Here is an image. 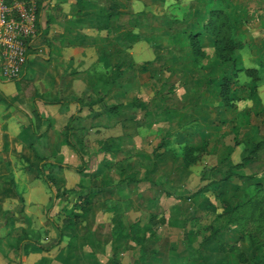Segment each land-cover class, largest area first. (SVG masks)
<instances>
[{
	"label": "rangeland",
	"instance_id": "374dc122",
	"mask_svg": "<svg viewBox=\"0 0 264 264\" xmlns=\"http://www.w3.org/2000/svg\"><path fill=\"white\" fill-rule=\"evenodd\" d=\"M131 3L132 16L137 15L136 10H141V15L138 20L131 18L130 24L133 27L143 23L138 26L143 34L130 41L146 39L147 44L127 60L131 64L129 78L134 86L141 85V90L134 89L128 94L139 101L130 107H120V115L121 121L128 120L126 128L134 132L132 139L140 144L135 146L139 161L131 163L142 166L136 171L130 162H121L118 168L127 162L130 165L119 170L122 174L118 178L135 180L130 182L131 193L144 192V187L152 193L154 187L161 194L180 195L177 202L182 209L186 206V216H180L179 220L175 215L165 217L167 225L163 228L165 232L180 230L178 239L194 260H202L204 264L214 261L254 264L256 256L249 249L248 240L238 242L245 259L241 262L236 252H223L219 248L221 242L229 248L237 240L233 229L225 228L213 237V229L206 227L218 224L221 200L226 198L236 204L247 198L250 189L264 192V0H132ZM214 9L222 10L233 26L236 60L220 63L215 57V40L206 30ZM193 34H198L205 55L198 58V65L194 64L196 57L190 41ZM244 69L258 71L254 91L253 76ZM115 77L116 74H109L108 79ZM226 79L230 81V105H224L221 99ZM74 120L75 117L63 134L61 141L65 144L61 152L44 153L40 146H34L20 150L18 156L1 155L4 164L7 161L10 167L17 166L18 157L29 168L18 171L21 177L15 174L8 178L9 172L1 171L6 173L1 178L4 185H0V252L5 259H10L13 253L21 264L24 246L42 250V243L57 245L65 231L62 227L78 221L94 203L89 201L92 194L123 192L121 184L107 190L108 185L100 184L93 171V162L101 158L100 151L115 139L83 135ZM68 135L72 145L67 141ZM33 140L28 144L35 145L41 138L35 134ZM186 147H195L197 152L191 166L184 159ZM247 157L243 166H237ZM57 167L62 168L63 175H57ZM230 169L232 174L228 176ZM130 171L136 175L129 178ZM17 177L23 185H18ZM209 183L208 190L200 191ZM212 186L219 188L215 190ZM9 189L14 197L19 196V201L10 199ZM31 194L35 199L30 200ZM24 195L29 197L28 201ZM187 197L192 199L187 201ZM137 204L169 210L163 205L158 208L155 202L139 200ZM256 255L257 260L264 261V248Z\"/></svg>",
	"mask_w": 264,
	"mask_h": 264
},
{
	"label": "crops",
	"instance_id": "0c3cea01",
	"mask_svg": "<svg viewBox=\"0 0 264 264\" xmlns=\"http://www.w3.org/2000/svg\"><path fill=\"white\" fill-rule=\"evenodd\" d=\"M131 1L42 0L40 33L23 79L7 81L0 75V185H4L3 169L9 172L8 178L15 174L21 177L18 171L29 169L18 157L17 166L10 167L1 155L18 156L20 150L34 146H40L44 153L61 152L65 144L61 139L75 117L76 128L83 135L115 139L100 151L101 158L93 162V171L100 184L108 185L107 190L119 184L123 189L121 193L92 194L89 201L94 203L78 221L62 227L65 231L57 245L42 243V250L24 246L21 264H202V260L188 255L178 239L179 229H169L166 235L163 228L167 225L165 217L175 215L179 220L186 216V206L182 209L179 204L180 195L161 194L154 187L152 193L147 187L144 192L131 193L130 182L135 180L130 175L135 176L136 172L130 171V179L125 181L118 178L122 174L119 170L139 161L135 146L140 144L132 139L133 131L126 128L128 120L121 121L120 115V107L139 101L128 94L141 90V85L134 86L129 78L131 64L127 60L147 44L143 37L144 40L130 41L143 34L138 27L143 23L133 27L130 24L131 18L138 20L141 15V10H136L137 15L132 16ZM109 74L116 77L109 80ZM35 134L41 141L31 146L28 143L34 142ZM192 148V155L196 154ZM108 159L113 163L109 164ZM124 161L130 163L119 169ZM135 162L131 167L140 171L142 164ZM57 169V175H63L62 168ZM149 179L159 184L156 179ZM16 181L24 184L18 177ZM60 182L63 184V179ZM9 193L11 200L20 199L12 191ZM30 198L35 199L32 194ZM139 200L155 202L158 208L163 205L169 210L140 207ZM146 217L148 221L144 220ZM19 262L13 253L5 259L0 252V264Z\"/></svg>",
	"mask_w": 264,
	"mask_h": 264
},
{
	"label": "trees",
	"instance_id": "16d2710c",
	"mask_svg": "<svg viewBox=\"0 0 264 264\" xmlns=\"http://www.w3.org/2000/svg\"><path fill=\"white\" fill-rule=\"evenodd\" d=\"M206 30L215 40L214 54L217 60L220 63L227 62L231 59L236 60L235 57L237 56V47L233 37V26L229 21L228 16L222 10L214 9L212 11ZM197 39L198 34L190 36L193 54L196 57L194 64L196 65H198L200 57L205 56L202 51V46L199 44ZM244 71L253 76L251 82L254 85V89H252V91H254L257 87L255 83H257L258 80V71L256 69H244ZM221 99L224 105H230V81L227 79L222 85ZM67 141L71 145L73 144L69 135L67 137ZM193 151L194 148L192 147L185 148L184 159L188 165H192L196 160L192 155ZM248 158L249 157L245 158L244 161L237 166H243V164L248 161ZM41 160L44 161L45 158H42ZM231 174L232 170L230 169L228 176ZM209 188L210 183L200 191L208 190ZM212 188L216 190L219 187L212 186ZM222 195L223 193L220 192L219 196H217L221 198ZM221 201L222 211L217 216L218 224L216 223L211 227L207 226L206 229H213V237L218 236L220 232L223 233L225 228L233 229V231L238 235V241L236 240L234 243H230L229 248H227L225 243L221 242L219 248L223 252H236L241 262H244V253L241 251L238 242L239 240H248L249 249L253 251V256H256V262H254V264H263L264 261L260 262L257 260L256 254L260 253L262 248H264V192L250 189L248 191L247 198L236 204L229 202L226 198ZM231 226H233V228ZM204 241H206V239ZM212 264H215V261Z\"/></svg>",
	"mask_w": 264,
	"mask_h": 264
},
{
	"label": "built area",
	"instance_id": "2783aa9c",
	"mask_svg": "<svg viewBox=\"0 0 264 264\" xmlns=\"http://www.w3.org/2000/svg\"><path fill=\"white\" fill-rule=\"evenodd\" d=\"M41 3L42 0H0V75L5 80L25 75L40 33Z\"/></svg>",
	"mask_w": 264,
	"mask_h": 264
}]
</instances>
